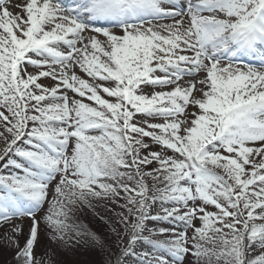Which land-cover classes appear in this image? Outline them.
Wrapping results in <instances>:
<instances>
[{
  "label": "snow or ice",
  "instance_id": "obj_1",
  "mask_svg": "<svg viewBox=\"0 0 264 264\" xmlns=\"http://www.w3.org/2000/svg\"><path fill=\"white\" fill-rule=\"evenodd\" d=\"M9 3L6 264H264V0Z\"/></svg>",
  "mask_w": 264,
  "mask_h": 264
},
{
  "label": "rangeland",
  "instance_id": "obj_2",
  "mask_svg": "<svg viewBox=\"0 0 264 264\" xmlns=\"http://www.w3.org/2000/svg\"><path fill=\"white\" fill-rule=\"evenodd\" d=\"M22 1H17L15 3H12L9 6V10L12 12H19L20 9L15 7L16 4H23ZM80 74V73H78ZM82 75V74H81ZM150 91V90H146ZM119 211V209H116ZM98 211L100 213V216H103L104 219H100V216H93L91 213L87 215L85 218V223L88 225L89 228H91L93 231H97L99 234H102L106 237H110L111 240L114 242L115 238L112 236L109 225L105 223V220H108L110 218V214L106 213L103 208H98ZM28 221H25V230H27ZM0 237H2V232H0ZM21 241H23V237H21ZM47 244V241L41 237V240L39 244L37 245V253L39 254L43 247ZM61 259L65 260L67 264H105L108 257L106 254L101 253L99 251H84L79 250L75 253H66L61 255ZM12 261V253L2 250V240H0V264H6V262Z\"/></svg>",
  "mask_w": 264,
  "mask_h": 264
}]
</instances>
